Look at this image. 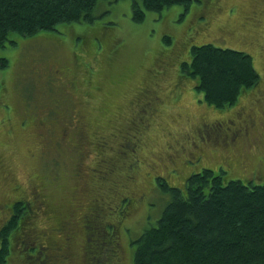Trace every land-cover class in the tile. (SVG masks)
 Here are the masks:
<instances>
[{"label": "rangeland", "instance_id": "1", "mask_svg": "<svg viewBox=\"0 0 264 264\" xmlns=\"http://www.w3.org/2000/svg\"><path fill=\"white\" fill-rule=\"evenodd\" d=\"M92 14L91 22L60 24L34 37L13 33L17 45L0 47V62L7 60L0 65V205L45 190L49 203L74 215V231L66 233L71 255L58 264H135L129 236L156 225L171 199L156 188V176L183 190L191 172L204 167L224 169L225 182L264 181V0H191L146 10L141 22L132 0H99ZM203 43L248 52L260 74L225 109L209 105L196 88L199 79L180 72L192 45ZM170 51L175 64L164 76ZM143 82L156 84L160 97L153 110L140 112ZM245 111L254 118L249 141L259 136L257 146L230 144L226 136ZM38 113L43 124L32 119ZM78 134L84 142L77 148ZM75 166L84 175L75 176ZM127 195L134 202L125 209ZM3 208L0 224L8 215ZM91 210L99 215L87 222ZM38 213L30 218L35 232L66 242L52 230L56 221ZM19 239L8 264L32 261L30 243L24 248Z\"/></svg>", "mask_w": 264, "mask_h": 264}, {"label": "trees", "instance_id": "2", "mask_svg": "<svg viewBox=\"0 0 264 264\" xmlns=\"http://www.w3.org/2000/svg\"><path fill=\"white\" fill-rule=\"evenodd\" d=\"M98 2L0 0V47L7 43L17 45L11 38L13 33L34 37L42 31L56 30L60 24L91 22ZM190 3L191 0H132L133 18L141 22L146 10L161 12L175 4L188 6ZM170 39L168 35L164 37L166 42ZM90 43L94 48L95 42L90 40ZM190 56V61L181 62L180 72L198 78L196 88L217 109L234 105L242 93L260 81L248 52L203 43L192 45ZM167 60L169 67L167 63L166 69L161 70L164 76L175 64L171 51ZM0 65L6 66L7 60ZM156 86L142 88L140 98L144 107H138L140 112L155 108L160 97L155 94L159 91ZM130 118L133 124L135 118ZM224 172L222 169L216 173L207 167L191 172L184 190L156 176V188L169 193L171 199L156 225L146 227L137 238L129 236V244L135 246V264H264V181L253 183L254 179L249 178L244 179L249 181L246 183L243 179L225 182ZM27 205L23 200H16L5 206L4 210L12 206L13 212L0 229V264H8L14 239L20 237L19 243L24 248L27 245L24 225L29 217ZM26 248L32 250L33 257L26 256L32 260L30 264H40L32 245Z\"/></svg>", "mask_w": 264, "mask_h": 264}, {"label": "flooded vegetation", "instance_id": "3", "mask_svg": "<svg viewBox=\"0 0 264 264\" xmlns=\"http://www.w3.org/2000/svg\"><path fill=\"white\" fill-rule=\"evenodd\" d=\"M256 14H257V12H256ZM157 99H159V98H157ZM39 114H41V113H38L37 116L33 117L32 119L38 120V122H40V124H43V121H42L43 119L40 118ZM241 118L242 119H241V121L238 122V124L232 123L234 125V129H232L229 126L226 127L228 130V133L226 136L229 137V143L231 144V142H233V144L238 145V143L240 141H242L243 144L244 143L246 145L253 144V145L257 146L261 142V139L259 136H256V137L251 139V140H253V143H251V140L249 141V130L254 125V123H253L254 118L252 116V113H249L246 111L242 112ZM219 124L220 125H218V126H217V124H214V126L215 127H221L222 123H219ZM45 125L47 126V123ZM65 131H66V129H63L61 132V135H64ZM261 133H264V122H263V131ZM255 138H256V140H255ZM59 141H61V139ZM83 142H84V135L78 134L77 139H76L77 148L79 146H81V144ZM99 144L100 143L98 142L97 143L98 148H99ZM97 154H98V156H100L99 152ZM101 161H106V159L101 158V159L97 160V164H100ZM226 165L229 166V164H227V163H226ZM74 169H75V176L84 175V173H82L83 171H82L81 167L75 166ZM97 188L101 189V186L99 185V187L95 188V193H97L96 192V190H98ZM15 189H18V188H15ZM47 194L48 193H46L45 190L42 192H39V190H34V191H32L30 197L26 196L25 194L21 195V196H16L13 199V202L16 200H18V201L23 200V201L28 203V205H27L28 209L26 210V214L29 217H28V220L26 222H24L25 232H26L27 241L32 245V247L34 248V250L36 252L35 257H36L37 261L40 264H58L57 260H59V259L60 260L62 259V260L67 262V260L69 259L71 254L69 253L70 246L67 245L69 243L67 240L70 238V236L69 235L66 236V233H71L74 231L73 227L71 225V223L73 222V216L74 215L71 212L64 213L61 209H59V206L49 203ZM92 199L98 200V197H95ZM125 199H127V201L124 203L123 208L127 209L126 204H129V206L132 207L133 202H134V198L127 195ZM13 202H11L9 204L12 205ZM9 204L7 203V204H5V206L7 205V207H8ZM3 207H4V205L2 207L0 205V211H2ZM3 210H4V208H3ZM41 210L44 211V213L48 214V216L51 220L56 221L55 226L52 228V230L63 233L64 238L66 239V242L59 243L55 238H53V236L48 235V233H44L43 231L35 232L34 228L31 226V220L33 219V217H35V214H39L38 212ZM5 212L8 213V215L5 218L4 222L0 225V229L3 226V224H5L8 221V219L10 218V216L13 212L12 206L7 208V210H5ZM98 215H99L98 210H97V213H95L94 210H93V212L91 210L89 212V215H87L88 217L89 216L90 217L88 218L87 216L83 215L82 220L84 217H87L85 219V221H87V222H89L91 220L94 221L97 219ZM91 216H92V218H91ZM30 218H31V220H30ZM29 220H30V222H29ZM107 226H108V229L112 232L113 224H108ZM83 227L89 228L90 225L84 224ZM81 228H82V225L79 224V230H81Z\"/></svg>", "mask_w": 264, "mask_h": 264}, {"label": "bare ground", "instance_id": "4", "mask_svg": "<svg viewBox=\"0 0 264 264\" xmlns=\"http://www.w3.org/2000/svg\"><path fill=\"white\" fill-rule=\"evenodd\" d=\"M259 81V80H258Z\"/></svg>", "mask_w": 264, "mask_h": 264}]
</instances>
